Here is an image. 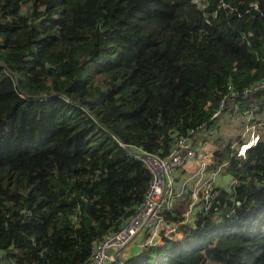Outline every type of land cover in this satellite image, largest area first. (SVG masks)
<instances>
[{
  "label": "trees",
  "instance_id": "16d2710c",
  "mask_svg": "<svg viewBox=\"0 0 264 264\" xmlns=\"http://www.w3.org/2000/svg\"><path fill=\"white\" fill-rule=\"evenodd\" d=\"M263 78L264 0H0V264H88L152 180L120 143L164 157L203 125H246L250 98L212 118ZM261 139L246 159L221 148L238 185L208 213L163 214L156 243L110 264H264Z\"/></svg>",
  "mask_w": 264,
  "mask_h": 264
},
{
  "label": "built area",
  "instance_id": "2783aa9c",
  "mask_svg": "<svg viewBox=\"0 0 264 264\" xmlns=\"http://www.w3.org/2000/svg\"><path fill=\"white\" fill-rule=\"evenodd\" d=\"M263 94L264 78L243 91H238L230 85L222 95L212 121H217L223 114L237 112L241 101ZM245 117L251 125L248 129V131H251V136L249 139L232 146L240 159H246L248 152L262 140L261 135L257 132L259 125L254 124L256 122L254 113L247 111ZM211 130L213 128L209 125H203L200 129L191 131L187 136L174 141L170 153L164 157L147 153L136 146L120 143V146L129 155L144 164L149 170L152 180L144 202L135 215L118 232L108 236L96 246L88 264H110L119 261L123 256V252L147 231H151L147 244L153 245L159 239L163 214L173 213L176 210L177 203L185 195L186 184L178 190L175 174L187 163L198 159L200 153L199 137L206 136ZM207 160L204 159L200 163V167L194 175L198 180L192 191V203L190 204L191 209L198 207L199 210L205 213L213 208L218 198L220 190H217V182L222 173L221 167L212 169L211 161ZM237 185L238 181L232 180L229 190L234 189ZM191 209L188 214H190Z\"/></svg>",
  "mask_w": 264,
  "mask_h": 264
},
{
  "label": "rangeland",
  "instance_id": "374dc122",
  "mask_svg": "<svg viewBox=\"0 0 264 264\" xmlns=\"http://www.w3.org/2000/svg\"><path fill=\"white\" fill-rule=\"evenodd\" d=\"M251 99L253 102V106H252L253 109L252 110L254 111V115L256 116V122L254 124L259 125L257 132L261 135V131L263 132V130H264V94L260 95V96H256V97L251 98ZM229 114H231V113H229ZM223 115H225V114H223ZM224 118H226V117H224ZM243 122L244 121L242 118H240V116L235 117L234 120L223 119V121L220 122V124L222 125L220 132H218V131L216 132V130H215L216 128L214 126H212L213 130L209 131L206 136H200L199 137L198 144H199V141L201 139L206 138L205 141L200 146L202 147L205 143L209 144L210 146L215 145L220 151H222V154H220V155L224 156L225 154L223 151H225V150L224 149L222 150L221 149L222 147H224L225 145L227 146L229 143L234 145V144L238 143L239 141H245V140L250 138L251 131H248V129L251 125L248 123V121H247L248 125L247 124L245 125V122L243 124ZM244 125H245V127H244ZM242 126L244 127V129L242 128ZM246 131H247V133H246ZM210 132H212L213 134L215 132L216 133L214 135L210 136L209 135ZM201 151L203 153V150H201ZM210 151H213V150H210ZM219 157H222V156H219ZM211 158H215V157H211ZM209 160L210 159H208L207 161H209ZM218 165L222 166L221 163L214 161L212 164V167H215ZM183 168H181L175 174V177H177L178 175H181ZM230 182H232V181H230ZM229 184H231V183H229ZM229 184H228V186H229ZM176 186H178V181H176ZM187 195H189V191H188ZM189 203H190L189 200H187V201L181 200L179 203H177L176 212H179L182 215L184 222L186 220H188L187 221L188 224H194L195 215L197 214V211L199 208L194 207V216L192 215V217H191V214L189 216H186L184 213L186 212ZM142 241H144V240H142ZM131 246L132 245H130V247ZM208 264H212V263H208Z\"/></svg>",
  "mask_w": 264,
  "mask_h": 264
},
{
  "label": "crops",
  "instance_id": "0c3cea01",
  "mask_svg": "<svg viewBox=\"0 0 264 264\" xmlns=\"http://www.w3.org/2000/svg\"><path fill=\"white\" fill-rule=\"evenodd\" d=\"M205 139L206 138H203L199 141L200 153H199L198 159L196 161H191V162L187 163L185 165V167L182 169L181 175H178L176 177V181H178V186H176V188L178 190L181 189L184 184H186L185 192H184V194H186V195H185L183 200H186V201L189 200L190 203H191V197L188 196L187 193H188V191H190V193H191V191H193L194 186L198 180L194 177V175L196 174L198 168L200 167V163L203 162L204 159H210L209 161H211L212 164L214 161L222 163L221 164L222 166H219V165L215 166V167L211 166L212 169H216L219 167L222 168L221 176L217 182V186L219 188L228 190V188H229L228 184L231 183L230 181L233 180V178H231V176L228 173L229 163H224L225 162L223 159L224 156L220 155L222 153H217L218 148L215 145L210 146L207 143H205L202 147L200 146L205 141ZM201 150H203V153ZM210 150H213V151H210ZM219 156H222V157H219ZM211 157H215V158H211ZM222 159H223V162H222ZM190 203H189V205H190ZM189 205H188L186 212L189 210ZM192 215L194 216V209L191 212V217H192Z\"/></svg>",
  "mask_w": 264,
  "mask_h": 264
},
{
  "label": "clouds",
  "instance_id": "9594fccd",
  "mask_svg": "<svg viewBox=\"0 0 264 264\" xmlns=\"http://www.w3.org/2000/svg\"><path fill=\"white\" fill-rule=\"evenodd\" d=\"M191 194H192V191H191V193H190V191H189V195H188V196L191 197ZM185 195H186V194H185ZM185 195H184V197H185ZM184 197H183L182 199H180V201L183 200ZM180 201H179V202H180ZM179 202H178V203H179ZM191 203H192V198H191ZM191 203H190V204H191ZM190 209H191V208H190V205H189V210L185 213L186 216H189L194 208H192L190 214H188V212L190 211ZM175 211H176V210H175ZM187 221H188V220H186L185 223H187ZM157 241H158V240H156L155 243H156ZM122 259H123V256H122ZM119 261H120V260H119Z\"/></svg>",
  "mask_w": 264,
  "mask_h": 264
},
{
  "label": "water",
  "instance_id": "95a60500",
  "mask_svg": "<svg viewBox=\"0 0 264 264\" xmlns=\"http://www.w3.org/2000/svg\"><path fill=\"white\" fill-rule=\"evenodd\" d=\"M120 253H122V251H120ZM122 263H124V260L122 258L119 259Z\"/></svg>",
  "mask_w": 264,
  "mask_h": 264
},
{
  "label": "bare ground",
  "instance_id": "6f19581e",
  "mask_svg": "<svg viewBox=\"0 0 264 264\" xmlns=\"http://www.w3.org/2000/svg\"><path fill=\"white\" fill-rule=\"evenodd\" d=\"M248 151V150H247Z\"/></svg>",
  "mask_w": 264,
  "mask_h": 264
}]
</instances>
